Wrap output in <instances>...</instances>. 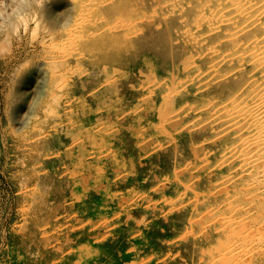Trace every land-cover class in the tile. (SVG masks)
Listing matches in <instances>:
<instances>
[{
    "label": "rangeland",
    "instance_id": "obj_1",
    "mask_svg": "<svg viewBox=\"0 0 264 264\" xmlns=\"http://www.w3.org/2000/svg\"><path fill=\"white\" fill-rule=\"evenodd\" d=\"M17 1L0 0V11L12 13ZM132 2L145 10L139 0H118L112 11L101 14L110 19ZM145 2L148 8L159 0ZM53 5L54 15L42 18L44 8ZM194 11L187 8L180 18L168 16L167 24L174 27L144 17L135 41L138 49L128 54L119 51L111 36L105 37L108 48L98 52V47L71 43L68 37L79 30L75 7L67 0L33 3L11 26H2L0 17V264H209L229 244L238 255L222 264H264V184L253 172H258L255 160L264 150L251 151L245 144L251 136L246 124L219 137L221 127L213 125L209 114L214 107L210 105L218 107L228 97L239 102L252 97L253 88L246 84L255 71L249 64L243 66L238 84L211 81L210 92L198 95L186 81L205 61L193 65L192 44L183 50L174 31L176 22L192 19ZM33 31L38 36L31 37ZM51 44L60 48L58 53L66 50L63 55L73 56L50 63ZM160 82L171 95H164ZM181 87L187 89L177 91ZM15 108H21L19 118ZM231 143L237 146L234 157L229 154ZM229 220L235 227L242 221L239 234L223 226ZM227 237L235 240L231 243Z\"/></svg>",
    "mask_w": 264,
    "mask_h": 264
},
{
    "label": "bare ground",
    "instance_id": "obj_2",
    "mask_svg": "<svg viewBox=\"0 0 264 264\" xmlns=\"http://www.w3.org/2000/svg\"><path fill=\"white\" fill-rule=\"evenodd\" d=\"M43 0H18L16 2L15 8L12 10V13L9 14H4L2 11H0V17L3 19L2 26H6L8 23L13 25L14 23V18L17 17L18 15H22L25 13L28 8L33 4V3H41ZM68 3H71L72 6L75 7V15H76V27L79 30L78 34H73L67 35L71 43H76L77 41H80V43L88 46L90 49L93 47H98L99 49L97 52L100 50V48H105L107 45L105 44V37L106 36H111L109 38L112 40L113 43H116L120 47V52L123 54H128L133 52L137 47L135 45L136 37L140 32L143 30L144 22L143 20L146 18L147 20H156V18L161 19L163 23H168V16H175L180 18L182 15V10L185 11L187 8L190 9H195V17L193 16L192 19H189L187 17H182L179 19V21L176 22V26L174 29L175 34L177 35L178 38L177 45H180L182 49L184 50L185 46L187 44H192L193 49L189 53V58L190 62L193 63V65L198 64L199 60L205 61L204 66H200L201 68H197L198 71L195 73V75L186 81L190 86H194L195 91L198 92V95H203L205 96L206 93H208L210 88V82L212 83H222V82H231L238 84L240 82V77L238 76L239 74L242 73V67L246 65H251L250 67L253 69L254 76L248 78V84H251L250 87L253 88V96L246 98L245 97L241 98V102L237 100V98L234 97H228L229 100L228 102L222 101L221 104H218V107H215V104H212L210 106L211 110H209V114H211V121H213V125L217 124L220 125L221 127V132L219 133V137H224L226 138V134L229 133V130L237 132L238 129L242 128L244 124L248 126L249 133H251L249 136L250 142H247V146L253 150H258L263 149L264 150V0H159V2L155 6H150L147 8V4L145 1H150V0H139L141 4L143 5V8L145 10H138L136 7L133 6L132 3L128 4H123L122 9L118 11L115 15H112L109 18L101 12L103 11H112L115 7L116 1L118 0H67ZM143 1V3H142ZM180 2V3H179ZM67 3V2H66ZM122 3V2H121ZM185 5H182V4ZM150 4V3H148ZM152 4V3H151ZM117 5V4H116ZM154 5V4H153ZM183 8V9H182ZM56 7L53 5L52 7H46L43 10V16L42 18H48L52 17L54 13L56 12ZM148 13L147 16L146 12ZM184 15V14H183ZM110 16V15H109ZM145 17V18H144ZM41 20V19H40ZM110 20V23H109ZM150 20V21H151ZM74 22V21H73ZM150 23V22H149ZM74 24V23H73ZM161 24V23H160ZM75 25V24H74ZM168 27H174L172 25L167 24ZM65 26V25H64ZM165 26V25H164ZM163 27V26H162ZM69 31V30H68ZM259 32L261 35V38L256 37L255 32ZM52 32V30L50 31ZM57 32V31H56ZM60 32V31H58ZM67 31H65L66 34ZM144 32V31H143ZM34 31L31 33V37L34 35ZM53 33V32H52ZM51 33V34H52ZM62 33V32H61ZM68 33V32H67ZM48 35V33H46ZM55 34V33H54ZM58 34V33H57ZM69 34V33H68ZM35 35L38 36V34L35 33ZM34 35V36H35ZM53 35V34H52ZM64 35V32H63ZM112 35L114 37H112ZM54 36V35H53ZM58 36V35H57ZM56 36V37H57ZM122 36V37H121ZM47 37V36H46ZM52 37V36H51ZM53 37V38H56ZM48 38V37H47ZM50 38V37H49ZM67 38V39H68ZM123 38V39H122ZM172 38V37H171ZM52 39V38H51ZM61 39V38H60ZM58 39V40H60ZM65 39V40H67ZM119 39H122L123 41H119ZM46 40V39H45ZM44 41V40H43ZM53 41V40H52ZM55 41V40H54ZM53 41V43H54ZM57 41V40H56ZM55 41V42H56ZM63 41V40H62ZM61 41V42H62ZM216 41V42H215ZM218 41V42H217ZM42 42V41H41ZM46 42V41H45ZM51 42V41H50ZM49 42V43H50ZM47 43V42H46ZM45 43V44H46ZM64 43V42H62ZM61 43V44H62ZM67 43V42H66ZM64 43V44H66ZM74 43V44H75ZM60 44V42H59ZM69 44V43H68ZM43 45V44H42ZM58 45V44H56ZM63 45V44H62ZM72 45V44H71ZM76 45V44H75ZM173 46V45H172ZM53 47V48H52ZM71 47V46H69ZM75 47V46H74ZM81 47V46H80ZM87 47V48H88ZM110 47V46H109ZM50 48V47H49ZM52 48V49H51ZM51 48L49 51L50 54V63L52 64H59L60 61H65V58L70 54H67L66 56L63 55L64 52L58 53V49L60 51V48H56L54 44H51ZM66 48V47H65ZM77 48V47H76ZM88 48V49H89ZM108 48V47H107ZM172 48V47H171ZM64 49V48H63ZM68 49V48H67ZM73 49V48H72ZM81 49V48H80ZM97 49V48H96ZM138 49V48H137ZM78 50V49H77ZM76 50V51H77ZM87 50V49H86ZM85 50V51H86ZM110 50V49H108ZM107 50V51H108ZM47 51V50H46ZM84 51V49H83ZM88 51V50H87ZM86 51V54L88 52ZM94 51V49L92 50ZM103 51V49L101 50ZM118 51V53H119ZM68 52V51H67ZM73 52V51H72ZM81 52V51H80ZM66 53V52H65ZM70 53V50L69 52ZM82 53V52H81ZM80 53V54H81ZM91 54L93 52H90ZM105 53V51L103 52ZM117 53V52H116ZM80 54H77L76 56L79 57ZM97 54V53H96ZM101 54V53H100ZM47 55V54H46ZM103 55V54H102ZM144 55V54H143ZM149 55V54H148ZM68 56V57H69ZM72 53L71 56L72 57ZM100 56V55H99ZM48 57V56H47ZM69 57V58H70ZM185 57V56H183ZM84 58V57H83ZM87 58V57H86ZM97 58V57H96ZM95 58V59H96ZM99 58V57H98ZM122 58V57H121ZM123 59V58H122ZM183 59V58H182ZM46 60V58H45ZM109 60V58H108ZM107 60V61H108ZM152 60V59H151ZM154 60V59H153ZM80 61V60H79ZM100 61V60H99ZM102 61V60H101ZM113 61V59H112ZM111 61V62H112ZM186 61V59H185ZM189 61V60H188ZM83 62V61H82ZM81 62V63H82ZM103 62V61H102ZM105 62V60H104ZM103 62V63H104ZM110 62V63H111ZM116 62V60H115ZM141 62V61H140ZM181 62V61H180ZM42 63V62H41ZM64 66V63L61 62ZM79 63V62H78ZM77 63V64H78ZM84 63V62H83ZM94 63V60L93 62ZM101 63V62H100ZM117 63V62H116ZM167 63V62H166ZM174 63V62H173ZM182 63H186L183 62ZM112 64V63H111ZM176 64V62H175ZM68 64H66L67 66ZM118 65V64H117ZM126 65V64H125ZM159 65V64H158ZM179 65V63H178ZM39 66V65H38ZM52 66V65H51ZM62 66V67H63ZM87 66V65H86ZM94 66V65H93ZM113 66V65H112ZM170 66V65H169ZM60 67V68H62ZM71 67V66H69ZM96 67V65H95ZM176 67V66H175ZM40 68V67H39ZM59 68V69H60ZM73 68V67H71ZM82 68V67H81ZM93 68V67H92ZM118 68V67H117ZM140 68V67H139ZM169 68V67H168ZM189 68V67H188ZM56 69V68H54ZM64 69V68H62ZM83 69V68H82ZM99 69V68H98ZM119 69H122L119 67ZM143 69V68H142ZM159 69V68H158ZM221 69H225L222 71H225V74L220 73ZM42 70V69H41ZM40 70V71H41ZM46 70V69H45ZM66 68L64 69V71ZM104 71V69H102ZM124 70V69H123ZM173 70V68H172ZM246 70V69H245ZM249 70V69H248ZM55 71V70H54ZM62 71V70H61ZM178 71V70H177ZM181 71V70H180ZM250 71V70H249ZM248 71V72H249ZM52 72V71H51ZM59 72V71H58ZM115 72V71H114ZM113 72V73H114ZM140 72V71H139ZM163 72V71H162ZM176 72V71H175ZM195 72V71H194ZM244 72V71H243ZM64 73V72H63ZM72 73V72H71ZM80 73V72H79ZM82 73V72H81ZM80 73V74H81ZM96 73V72H95ZM101 73V71H100ZM168 73V72H167ZM61 74V72H60ZM66 74V73H65ZM106 74V73H105ZM148 74V73H147ZM249 74V73H248ZM253 74V73H251ZM52 75V74H51ZM55 75V74H54ZM85 75V74H84ZM95 75V74H94ZM97 75V74H96ZM42 76V75H41ZM61 76V75H59ZM67 76V75H66ZM76 76V75H75ZM83 76V75H82ZM123 76V75H122ZM138 76V75H137ZM159 76V75H158ZM164 76V75H163ZM96 77V76H94ZM151 77V76H150ZM165 77V76H164ZM173 78V75L171 76ZM186 77V76H185ZM188 77V76H187ZM242 77V76H241ZM108 78V77H107ZM142 78V77H141ZM152 78V77H151ZM82 79V77H81ZM149 79V78H147ZM76 80V79H75ZM186 80V79H185ZM52 81V80H51ZM56 81V80H55ZM58 81V80H57ZM63 81V80H62ZM116 81V80H115ZM156 81V80H153ZM152 81V82H153ZM180 81V80H179ZM184 81V80H183ZM64 82V81H63ZM74 82V81H73ZM147 82V81H145ZM151 82V81H150ZM151 82V84H152ZM172 82V81H171ZM170 82V83H171ZM242 82V81H241ZM57 82H55L56 84ZM66 83V82H65ZM83 83V82H82ZM141 83V82H140ZM159 83V82H158ZM176 83V82H175ZM49 84V83H48ZM134 84V83H133ZM161 84V82H160ZM57 85V84H56ZM59 85V84H58ZM65 85V84H64ZM100 84H97V86ZM104 85V84H103ZM149 85V84H148ZM161 89L165 91L164 95H171V91L167 88L165 84H161ZM184 85V84H183ZM245 85V84H244ZM62 86V85H61ZM73 86V84H72ZM96 86V87H97ZM109 86V85H108ZM107 86V87H108ZM111 86V85H110ZM113 86V85H112ZM153 86V85H152ZM57 86H55L56 88ZM136 87V86H135ZM144 87V86H142ZM155 86H153L154 88ZM173 87V86H171ZM219 87V86H218ZM62 88V87H61ZM84 88V87H83ZM99 88V87H98ZM97 88V89H98ZM106 88V87H105ZM147 88V87H146ZM175 88V87H174ZM177 88V87H176ZM230 88V87H228ZM54 89V88H53ZM183 89H187L185 87L178 88L177 91ZM62 90V89H59ZM144 89L142 88V91ZM161 90V91H162ZM221 90V89H220ZM219 90V91H220ZM232 90V89H231ZM246 90V89H245ZM150 91V90H149ZM175 91V90H174ZM239 91V90H238ZM50 92V90H49ZM54 92V91H53ZM77 92V91H76ZM81 92V91H80ZM95 92V90H94ZM152 92V91H150ZM154 92V91H153ZM173 92V91H172ZM183 92V91H182ZM188 92V91H187ZM190 92H192L190 90ZM210 92V91H209ZM64 93V92H63ZM114 93V92H113ZM170 93V94H167ZM176 93V92H175ZM200 93V94H199ZM222 93V91H221ZM240 93H244L242 89L240 90ZM49 94V93H48ZM53 94V93H51ZM61 94V93H60ZM72 94V93H71ZM78 94V93H77ZM83 94V93H82ZM117 94V93H116ZM184 94V93H183ZM196 94V93H195ZM235 94V93H234ZM246 94V93H245ZM157 95V94H156ZM186 95V94H185ZM189 95V94H188ZM213 95V93H212ZM237 95V94H236ZM61 96V95H60ZM74 96V95H73ZM111 96V95H110ZM124 96V95H123ZM159 96V95H158ZM183 96V95H182ZM191 96V95H190ZM189 96V97H190ZM229 96V95H228ZM233 96V94H232ZM247 96V95H246ZM62 97V96H61ZM171 97V96H170ZM209 97V96H208ZM215 97V96H214ZM221 97V96H220ZM72 98V97H71ZM97 98V97H96ZM116 98V97H115ZM146 98V97H145ZM156 98V97H155ZM159 98V97H158ZM168 99V97H166ZM165 98V99H166ZM172 98V97H171ZM197 98V97H196ZM218 98V97H217ZM70 99V98H68ZM166 99V100H167ZM173 99V98H172ZM178 99V98H177ZM188 99V98H187ZM186 99V100H187ZM214 99V98H213ZM58 100V99H57ZM60 100V98H59ZM58 100V101H59ZM71 100V99H70ZM87 100V99H86ZM94 100V99H93ZM119 100V99H118ZM146 100V99H145ZM185 100V99H184ZM183 100V102H184ZM189 100V99H188ZM195 100V99H194ZM212 100V99H211ZM219 100V99H218ZM63 101V100H62ZM138 101V100H137ZM149 101V100H148ZM171 102L170 100H168ZM97 102V101H96ZM95 102V103H96ZM110 102V101H109ZM152 102V101H151ZM206 102V100H205ZM212 102V101H211ZM208 101V103H211ZM224 102V103H223ZM56 103V102H55ZM59 103V102H58ZM166 103V102H165ZM190 103V101H189ZM207 103V102H206ZM215 103V102H214ZM64 104V103H63ZM107 104V103H106ZM118 104V103H117ZM129 104V103H127ZM153 104V103H152ZM157 104V103H156ZM168 104V103H167ZM198 104V103H197ZM67 105V104H66ZM170 105V103H169ZM174 105V104H173ZM177 105V104H176ZM192 105V104H191ZM204 106V104L202 103ZM55 106V105H54ZM65 106V105H64ZM61 107V105H60ZM94 107V106H93ZM152 107V106H151ZM165 107V106H164ZM196 107V106H195ZM194 107V108H195ZM55 108V107H54ZM57 108V107H56ZM55 108V109H56ZM100 108V107H99ZM129 108V107H128ZM172 108V106H171ZM202 108V107H201ZM218 108V109H217ZM21 108H15L16 111V116L19 118L20 116V111ZM59 109V108H58ZM97 109V108H95ZM120 109V108H119ZM167 109V108H165ZM170 109V108H169ZM168 109V110H169ZM204 109V108H203ZM206 109V108H205ZM209 109V108H208ZM88 110V108H87ZM181 110V108H180ZM194 110V109H193ZM50 111V110H49ZM54 111V110H53ZM51 111L50 113H52ZM170 111V110H169ZM199 111H202L201 109ZM73 112V111H72ZM149 112V111H148ZM167 112V111H166ZM185 112V111H184ZM54 113V112H53ZM57 113V112H56ZM165 113V112H163ZM162 113V114H163ZM169 113V112H168ZM167 113V114H168ZM174 113H177L176 111ZM187 113V112H186ZM195 113V112H194ZM88 114V113H87ZM122 114V113H121ZM152 114V113H151ZM172 114V112H171ZM183 114V113H182ZM181 114V115H182ZM192 114V113H191ZM190 114V115H191ZM107 115V114H106ZM117 115V114H116ZM153 115V114H152ZM189 115V114H188ZM186 115V116H188ZM198 115V114H197ZM204 115V114H203ZM59 116V115H57ZM80 116V115H79ZM100 116V115H99ZM104 116V115H103ZM164 116V114H163ZM170 116V115H169ZM168 116V119H169ZM172 116V115H171ZM184 116V115H183ZM202 116V114H201ZM84 117V116H83ZM154 117V116H153ZM152 117V118H153ZM167 116L164 118L166 119ZM200 117V116H199ZM69 118V117H68ZM109 118V116H108ZM113 118V117H110ZM109 118V119H110ZM156 118V117H155ZM176 118V115H175ZM61 119V118H60ZM59 119V120H60ZM162 119V117H161ZM189 119V118H188ZM207 119V118H206ZM210 119V117H209ZM164 120V119H163ZM174 120V119H173ZM183 120V119H182ZM195 120V119H194ZM55 121V120H54ZM96 121V120H95ZM165 121V120H164ZM177 121V120H176ZM198 121V120H197ZM160 122V121H159ZM163 122V121H162ZM200 122V121H199ZM167 123V122H165ZM190 123V122H189ZM197 123V122H196ZM205 123V122H204ZM210 123V121H209ZM147 124V123H146ZM161 124V123H160ZM183 124V123H182ZM188 124V123H187ZM186 124V125H187ZM191 124V123H190ZM69 125V124H68ZM201 125V124H200ZM210 125V124H209ZM56 126V125H55ZM195 126V125H193ZM212 126V125H211ZM76 127V126H75ZM201 127V126H200ZM215 127V126H214ZM77 128V127H76ZM202 128V127H201ZM53 129V128H52ZM65 129V128H64ZM218 129V128H217ZM259 129L260 132L256 133ZM96 130V129H95ZM191 130V129H190ZM242 130V129H241ZM66 131V129H65ZM87 131V130H86ZM167 131V130H166ZM240 131V130H239ZM85 132V131H84ZM55 133V132H52ZM87 133V132H86ZM168 133V132H167ZM215 133V132H214ZM218 133V131H217ZM248 133V132H247ZM248 133V134H249ZM170 134V133H169ZM178 134V133H177ZM41 135V134H40ZM59 135V134H58ZM57 135V136H58ZM91 136V135H90ZM163 136V135H162ZM217 136V135H216ZM205 137V136H204ZM234 137V136H233ZM237 137V136H236ZM73 138V137H72ZM71 138V139H72ZM77 138V137H76ZM131 138V137H129ZM189 138V137H188ZM187 138V139H188ZM223 138V139H224ZM230 138V137H227ZM70 139V138H69ZM75 139V138H73ZM169 139V138H168ZM212 140V138L210 137ZM218 139L219 138H215ZM233 139V138H232ZM246 139V138H245ZM248 139V138H247ZM246 139V140H247ZM181 140V139H180ZM192 140V139H191ZM237 140V139H236ZM89 141V140H88ZM135 141V140H134ZM205 141V140H204ZM228 141V140H227ZM232 141V140H231ZM249 141V139H248ZM165 142V141H164ZM224 142V141H223ZM134 143V142H133ZM233 143V142H232ZM231 143V146H232ZM236 143V142H235ZM242 143H244L242 141ZM69 144V143H67ZM94 144V143H93ZM92 144V145H93ZM126 144V143H125ZM224 144V143H223ZM229 144V143H228ZM234 144V143H233ZM238 144V143H237ZM75 144H72V146ZM83 145V144H82ZM97 145V143H96ZM95 145V146H96ZM160 145V144H159ZM226 145V144H225ZM242 145V144H241ZM251 147H250V146ZM91 146V145H90ZM98 146V145H97ZM246 146V147H247ZM70 147V146H69ZM76 147V146H75ZM82 147V146H81ZM161 147V145H160ZM164 147V146H163ZM191 147V146H190ZM221 147V146H220ZM227 147V146H226ZM233 148L229 151V154L231 157H234V155L237 154V146L235 145L232 146ZM245 147V145L243 146ZM68 148V147H67ZM90 148V147H89ZM229 148V146H228ZM248 148V149H249ZM258 148V149H256ZM227 149V148H226ZM225 149V150H226ZM230 149V148H229ZM79 150V149H78ZM165 150V149H164ZM224 150V151H225ZM91 152V151H90ZM222 152V151H221ZM253 153V152H252ZM161 155V154H160ZM250 155V154H249ZM248 155V156H249ZM224 159V158H223ZM229 159V158H228ZM233 159V158H232ZM254 159V158H253ZM77 160V159H76ZM251 160V159H250ZM230 161V160H229ZM254 161V160H253ZM257 166H258V172L255 170L256 178L259 181H262L264 184V154L259 156V159L255 160ZM221 163V162H220ZM248 163V162H247ZM251 164V163H250ZM255 165V163H254ZM219 166V165H218ZM225 166V164H224ZM248 166V165H247ZM250 167V166H249ZM233 168V167H232ZM244 169V168H243ZM230 170V169H229ZM239 170V169H238ZM247 170V168H246ZM253 170V169H252ZM104 171V170H103ZM236 171V169H235ZM235 173V172H234ZM248 173V172H246ZM104 174V173H103ZM111 174V173H110ZM254 174V173H252ZM236 175V173H235ZM241 175V174H240ZM239 175V176H240ZM254 176V175H253ZM252 176V177H253ZM109 177V176H108ZM140 177V176H139ZM235 177V176H234ZM249 178V177H248ZM230 179V178H229ZM239 179V178H238ZM252 179V178H251ZM250 180V179H249ZM232 181V180H231ZM102 182V181H101ZM234 182V181H233ZM259 183V182H257ZM254 185V184H253ZM256 186V185H255ZM260 186V185H259ZM234 187V186H233ZM258 187V186H257ZM262 188V187H261ZM264 188V187H263ZM226 190V188H225ZM236 190V189H235ZM262 190V189H261ZM264 190V189H263ZM234 191V190H233ZM235 192V191H234ZM258 192V190H257ZM236 193V192H235ZM264 193V192H263ZM237 194V193H236ZM235 197V196H234ZM236 198V197H235ZM264 198V197H263ZM232 199V198H231ZM237 199V198H236ZM264 200V199H263ZM233 202V201H232ZM237 202V201H235ZM234 203V202H233ZM234 205V204H233ZM236 206V205H235ZM234 209V206H233ZM235 211V210H232ZM217 212V211H216ZM218 213V212H217ZM233 213V212H231ZM230 215V214H229ZM234 216V214H233ZM237 216V215H236ZM195 218V217H194ZM230 218V217H229ZM228 218V219H229ZM173 219V218H172ZM227 219V218H226ZM225 219V220H226ZM231 219V218H230ZM234 219V218H233ZM218 221V220H216ZM152 222V221H151ZM222 222V221H221ZM234 220L231 221H226L224 222L223 226H226L229 228V231H236L239 234V229L237 231V227L240 226L241 222H239V226L235 227L233 224ZM223 223V222H222ZM221 223V225H222ZM207 224V223H206ZM209 224V223H208ZM236 224V223H235ZM154 225V224H153ZM165 225V224H164ZM215 225V224H214ZM168 226V225H167ZM222 226V227H223ZM88 227V226H87ZM90 227V226H89ZM179 227V226H178ZM210 227V226H209ZM207 227V228H209ZM215 227V226H214ZM226 227L225 230H226ZM130 228V227H129ZM218 228V227H217ZM236 228V230H235ZM242 228V227H241ZM245 228V226H244ZM86 229V228H85ZM117 229V228H116ZM155 229V227H154ZM168 229V228H167ZM166 229V230H167ZM206 229V228H205ZM204 229V230H205ZM219 229V228H218ZM217 229V231H218ZM223 229V228H220ZM92 230V229H91ZM107 231V230H106ZM127 231V230H126ZM182 231V230H181ZM224 231V230H223ZM243 232V230H240ZM246 231V230H244ZM86 232V231H85ZM93 232V231H92ZM166 232V231H165ZM205 232V231H204ZM214 231H212L213 233ZM89 233V232H88ZM100 233V232H99ZM98 233V234H99ZM106 233V232H105ZM124 234V232H122ZM153 233V232H152ZM162 233V232H161ZM188 233V231H187ZM191 233V231H190ZM241 233V232H240ZM85 234V233H84ZM96 234V233H95ZM101 234V233H100ZM104 232H102V235ZM130 234V233H129ZM157 234V233H156ZM184 234V233H183ZM182 234V235H183ZM193 234V232H192ZM190 234V235H192ZM201 234V233H198ZM204 234V233H202ZM206 234V233H205ZM219 236V233H217ZM233 234V233H232ZM237 234V233H235ZM234 234V235H235ZM244 235V233H241V235ZM248 235V233H246ZM88 235V234H87ZM108 235V234H107ZM163 235V234H162ZM171 235V234H170ZM210 235V234H209ZM222 235V233H221ZM225 235V234H224ZM242 235V236H243ZM105 236V235H104ZM157 236V235H156ZM194 236V234H193ZM196 236V235H195ZM198 236V235H197ZM228 236V235H226ZM233 236V235H232ZM241 236V237H242ZM245 236V235H244ZM243 236V237H244ZM85 237V236H84ZM124 237V236H123ZM149 237V236H148ZM180 237V236H179ZM234 237V236H233ZM238 237V236H236ZM82 238V236H81ZM113 238V236H112ZM204 238V237H203ZM207 238V237H206ZM210 238V237H209ZM228 239H231L227 237ZM226 238V239H227ZM240 238V237H238ZM163 239V238H162ZM176 239V238H175ZM202 239V238H201ZM105 240V239H104ZM114 240V239H113ZM121 240V239H120ZM155 240V239H153ZM203 240V239H202ZM201 240V241H202ZM218 240V239H217ZM235 240V239H233ZM233 240L231 239V243H233ZM145 241V240H144ZM174 241V240H173ZM191 241V240H190ZM201 241H199L201 243ZM207 241V239H206ZM210 241V240H209ZM214 241V240H212ZM221 241V239H220ZM223 241V240H222ZM222 241L220 243H222ZM229 241H223L224 244L227 242L230 243ZM240 241V240H239ZM238 241V242H239ZM243 241V240H242ZM106 242V241H105ZM111 242V241H110ZM119 242V241H118ZM80 243V242H79ZM131 243V242H129ZM176 243V242H175ZM206 243V242H205ZM219 243V242H217ZM219 243V244H220ZM253 243V242H252ZM101 244V243H100ZM107 244V243H106ZM111 244V243H110ZM113 244V243H112ZM127 244V243H126ZM155 244V243H154ZM157 244V242H156ZM168 244V243H167ZM178 244V243H177ZM193 245V243H191ZM223 244V245H224ZM74 245V244H73ZM121 245V244H120ZM195 245V244H194ZM199 245V244H198ZM203 245V244H202ZM216 245V244H215ZM235 245V242H234ZM71 246V245H70ZM111 246V245H110ZM204 246V245H203ZM206 246V245H205ZM217 246V245H216ZM242 246V245H241ZM250 246V245H249ZM254 246V245H253ZM252 246V247H253ZM123 247V246H122ZM171 247V246H170ZM174 247V246H173ZM201 247V246H200ZM208 247V246H207ZM206 247V249H207ZM159 248V246H158ZM157 248V249H158ZM161 248V247H160ZM213 247H211V250ZM219 248H222V245L220 244ZM226 248V247H225ZM215 256L214 254L216 253V248L215 253L213 254L214 257H212L209 260V264H220L224 259L228 260L230 257L234 258V255L237 256L236 252V247L233 246L232 244H229L227 248ZM243 248V247H242ZM246 247L244 246V249ZM111 249V248H110ZM124 249V248H123ZM189 249V248H188ZM187 249V250H188ZM198 249V248H197ZM203 249V248H202ZM223 249V248H222ZM239 249V248H238ZM241 249V248H240ZM239 249V250H240ZM247 249V248H246ZM245 249V250H246ZM201 250V249H200ZM208 250V249H207ZM206 250V252H207ZM220 250V249H219ZM249 250V249H247ZM253 250V249H252ZM138 251V250H137ZM177 251V250H176ZM197 251V250H196ZM205 251V250H203ZM210 251V250H209ZM208 251V252H209ZM254 251V250H253ZM116 252V251H115ZM118 252V251H117ZM125 252V251H124ZM135 252V251H134ZM154 252V251H153ZM167 252V251H166ZM195 252V251H194ZM192 252V253H194ZM212 252V251H211ZM209 252V253H211ZM214 252V251H213ZM236 252V253H235ZM75 253V252H74ZM202 253V252H201ZM242 253V250L239 252ZM244 253V250H243ZM246 253V252H245ZM251 252H249L250 255ZM176 254V252H175ZM198 254V253H197ZM204 254V253H203ZM217 254V253H216ZM137 255V254H136ZM161 255V254H160ZM181 255V254H180ZM233 255V256H232ZM247 256L246 254H244ZM138 256V255H137ZM191 256V255H190ZM190 256L189 259H190ZM200 256V254H199ZM242 256V255H241ZM252 256V255H251ZM70 257V256H69ZM106 257V256H105ZM183 257V256H182ZM240 257V256H239ZM238 257V258H239ZM156 258V257H155ZM192 258V257H191ZM194 258V257H193ZM199 258V257H198ZM72 259V258H71ZM108 259V258H107ZM119 259V258H118ZM182 259V258H181ZM202 256H201V258ZM199 259V260H200ZM236 259V257H235ZM241 259V258H239ZM238 259V260H239ZM29 260V259H28ZM195 260V259H194ZM52 261V260H51ZM67 261V260H66ZM73 261V260H71ZM120 261V260H119ZM193 261V260H192ZM231 261V260H229ZM236 261V260H235ZM53 262V261H52ZM95 262V261H94ZM159 262V261H158ZM163 262V261H162ZM188 262V261H187ZM199 262V261H198ZM208 262V261H207ZM242 262V261H240ZM205 263V262H204ZM223 263H228L223 262ZM232 263V262H231ZM97 264V262H96ZM144 264V263H143ZM169 264V263H168ZM178 264V263H177ZM188 264V263H187ZM222 264V263H221Z\"/></svg>",
    "mask_w": 264,
    "mask_h": 264
}]
</instances>
